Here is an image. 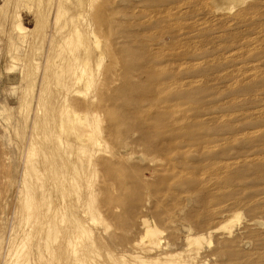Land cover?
Here are the masks:
<instances>
[{
  "label": "bare ground",
  "instance_id": "6f19581e",
  "mask_svg": "<svg viewBox=\"0 0 264 264\" xmlns=\"http://www.w3.org/2000/svg\"><path fill=\"white\" fill-rule=\"evenodd\" d=\"M20 1L22 2L24 9H26L29 13L35 14V25L31 28L25 27L22 24L21 15L19 13H14L15 22L12 24L11 32L17 34V36L19 37V39L21 38V40H29L30 38H32L34 42L36 40L35 43H40V45L43 44L42 41L45 40V34H47H44V30L46 31V28L48 30V27H50L52 29V33L50 36L51 38H49L50 43L48 44L47 54L43 61V69L39 75V95L37 103L34 107V115H32L34 117L30 128L31 132L28 136V143L26 145L27 149L25 150L26 152H24V167L21 174V181L17 188L18 191L16 201L18 205L13 206L15 216L16 218H18V223L16 226L17 230L15 234L11 236V238H9L7 243V261L8 264H101L96 247L97 242L95 243L89 223H100L98 221L102 219L100 218L101 210H99L98 208L99 205L96 206V204L98 203L99 199H101L102 204L104 205L103 202H105V200L112 198V193L114 190V185L112 183H107L104 180L109 175L117 176L118 174L120 176L121 171L117 169H121L119 166L122 163H127L129 164V166L131 164H139L140 166H144L146 163H151L154 166L153 172L157 174L158 181L162 183H170L171 181L177 184H180V182L182 183L188 181L189 183L191 180L197 177V172L210 170L211 168H213V166L220 167V165L222 164L221 160L215 162L209 161V159L211 158L207 157L206 154H204L205 158H200V156H203L201 154L202 152L208 150H217V148H222L223 146L225 147L226 144H233L238 140V138L235 136L236 138L234 137L230 140L229 138H210L204 135V130L207 131L210 126H213L214 128L217 125L220 126L222 121V118L216 117L218 115H211V112L209 110V117L201 118L200 115V118H195L197 119L196 121L190 119L189 117H182L184 116V113L182 112L180 114V101H182L180 100V84L182 82H180L179 26L175 24L173 25L171 23L173 25L171 27V30L167 27V31H165L166 28H164V30L161 29V32H164L163 34L159 33L160 30H158V32H153L155 34L158 33V35L160 34L159 37L157 35L158 38L155 40V44H148L151 41H148L150 39H146L148 42L147 45H143V48H146V51H148L149 53L147 57L144 56L146 57V60L144 61L146 62L145 66L143 65L145 68H143V70L139 72L140 74L138 73L139 75L136 76V78H133V80L137 84L148 82L146 80H148L150 77H155L154 80H156L152 83L150 82L149 87L143 91L144 94L142 93V95L140 94L139 98L137 97L138 100H136L134 97V99H131L129 97L130 92L128 91V89H126L127 87H125L127 83L124 84V80H126V78L123 79L122 84L118 80H115L113 78L114 76L112 77L115 81L110 83H112L111 86H115V89L113 91V94H115V96L111 95L108 99L105 98L106 100H108L109 104L107 103L108 105H104L103 108L105 114H109L108 117L104 115L108 118L107 122L99 112L102 108L100 105H102L101 103L104 102V99L102 97V88L104 87L103 89H105L106 87H102V85H104L103 76H107L108 74H111L113 72L112 70L115 66V63L111 65V62L109 61L110 59L113 60V56L110 54L111 52L109 53V42L104 37V35L101 34L100 23L102 22V19H104V12L100 0H54L53 7L48 6L53 0ZM148 1L149 0H147V2ZM152 1H150V3ZM170 1L172 2V0ZM180 1L183 2L182 0H179V2ZM141 2L143 3L144 1ZM154 2H156V0H154ZM157 2L159 1L157 0ZM171 2H167V4H170ZM179 2L177 4H179ZM200 2L205 4V7H210L211 12L214 14L233 13V17L231 15L233 20L232 22H235V24H245L244 27L246 26V23H252L254 21L253 19L259 13H264V0H200ZM106 3H108L107 0ZM154 4L153 7L156 8ZM164 4L166 3H163V5ZM151 5H149V8L151 7ZM174 7L176 9V6ZM159 8H162V6ZM168 8L169 7H167V9ZM163 10L164 9H157V12ZM172 10V8L171 11L167 10L168 12H166V14H164L163 16H161L160 13L161 17L158 16L156 21L163 22L162 20H164L166 23H169L170 21L173 22L174 20L177 21V19L179 20L182 18H178L180 15L179 8H177V11ZM144 12L146 13V10ZM152 12L150 13L152 14ZM198 12L200 11L198 10ZM138 13L139 11H137L136 14ZM49 16L53 18L52 22L49 21ZM143 16L144 15H142V18ZM145 18L146 17L144 16V19ZM152 19L153 18L150 17L146 22L143 20L144 22L142 21V24L144 26L142 25L140 27L144 28L149 22L152 23ZM158 22L155 23L156 25L158 24V26H160V22ZM177 22L179 24V21ZM252 24L253 26H256L255 23ZM252 24H250L249 27ZM193 26L195 28V25ZM218 28L220 29V27ZM231 29H234L233 26ZM143 30L145 32L147 28L142 29V31ZM214 30H217V28ZM247 30H249V28ZM151 33L152 32H150V34ZM166 33H175L173 34L174 36L171 39L173 42L171 48L173 50L169 46V49H167H171L172 53L170 54V58H168L169 55H164L162 48L164 46L161 47V45L164 43L163 37L166 35ZM201 33H203V31H201ZM263 33L264 27L260 26L258 28H255L254 37H252V39L245 37L239 38V36L237 39H234V45L236 44L235 47L237 48L234 49L236 51H239L238 53L244 51L247 53L259 51L262 46H264L261 40L264 38H260ZM135 34L137 35V32H135ZM222 34L224 36V33ZM230 34L232 33H229V35ZM146 36L145 38H149V36ZM218 36L220 38L221 35ZM154 37L155 36L153 35V38ZM227 37L229 36L227 35ZM231 37L229 38L233 41ZM140 39L138 40L140 41ZM12 45L10 46L11 48ZM40 45L38 44V46ZM232 46L233 45L229 46L228 48L232 50ZM30 47L31 45L28 48ZM28 50L30 51L31 49ZM235 50H233V52ZM15 55L13 56L14 62L21 63V60L25 59V56L21 58L18 54ZM231 55L232 54L227 57L229 58L231 57ZM253 56L255 57L256 54H254ZM144 57L143 59H145ZM234 57L238 58V55ZM137 58L138 57H136V59ZM107 60L110 65L107 64ZM165 61H167V63L172 66L171 70L170 67L168 68V64L165 65ZM14 62L12 64H14ZM113 62L115 61L113 60ZM28 64L29 61L26 65H24V68H22L21 71L22 74L25 75L24 77L26 79L30 78L31 75L33 76L35 70L39 69L40 66L38 62H36L34 66L31 67ZM230 64H232V62ZM243 67H245V69L242 68L244 69L243 74L255 72L258 68L257 66V68L255 66H251L250 63L244 64ZM7 72L8 74L14 73L15 67L12 69L9 68ZM21 72L19 73L20 76ZM256 78H258V74ZM113 79L110 78V81ZM131 79L128 78L127 80L129 81ZM214 80L216 79L214 78ZM34 82L31 81L28 83V86L25 90L26 96L24 95L22 96V98L20 97L21 100L19 101V110L26 112V120L30 118L29 112L31 111L30 106ZM209 82L211 81L209 80ZM110 83L107 84L110 85ZM235 83L233 82V84ZM146 85L148 86V84ZM237 85H239V83ZM220 88H222V86ZM109 89H111V87ZM104 92L106 91H103V93ZM110 92L112 93V91ZM107 93L103 95L106 96L108 95ZM27 97H29V99ZM183 100L189 101L186 99ZM260 100H263V98ZM262 102L264 103V101ZM96 105H98L97 108L101 107L99 111L94 109ZM78 106L82 109L77 108ZM129 107H131L130 112L129 110H127V108ZM119 108L121 109V111L119 110ZM122 108H124L125 110V112L123 111V114L120 113L122 112ZM117 110H119L120 112L118 113ZM115 112H117L119 115L117 116ZM114 116H116L117 118ZM202 117L205 116L202 115ZM126 119H130L132 121L133 119H135V122H137L136 127L142 126V128L144 127V129L137 131V133L133 132L132 134L126 132L118 140L116 139L119 144V149L118 151H115L114 149L116 146L114 145L115 147H111L110 144V139L112 137L111 135L112 133H114V129L118 128L119 130L121 122L125 121ZM135 124L136 123H134L133 125ZM129 126H131V124ZM133 128L134 127H132V130ZM262 129H264V127ZM262 129L254 130L249 134L247 133L241 135V137L248 138L249 136L252 139L256 140L261 136L260 130ZM136 130H138V128ZM137 135L138 137L140 136V139H142L145 143H147V139L151 141V139L154 138L156 142H154L151 147L153 151L152 155L156 153V155L159 156L156 158H152L151 154L147 155L143 154L142 152L138 153L134 152V150H130L131 146L136 144L135 139ZM149 140L148 143L150 142ZM248 153L249 155H246V157H242L241 159H235L233 157L234 159L226 165L235 166L240 162L241 166H248L247 168L264 167V143L260 146L251 148ZM149 156H151V158H149ZM228 160L230 161V159ZM260 175H262V173ZM104 177L105 179H103ZM216 178L214 180L208 179L202 182H204L203 184L206 186H214L216 184L218 185L217 188L219 189H224L225 187H227L223 185L224 182H219L218 177ZM166 183L165 185H168ZM201 186L203 187V185ZM232 196L233 195L231 194L220 196L219 194L216 195L215 193H207L205 205L208 206V208L213 206L215 207L213 209H208L205 217L209 221V224L211 220H216L217 223H215V225L211 223L213 226H207V223L206 228L200 229L192 228L191 225L185 222V214L187 208H190L189 206H192L193 198L191 196H186L184 198L182 203L183 205L180 207V209H178L180 213V231H184V233H182L183 242L185 245L184 247H186L184 250L170 251L169 243L171 241L168 242V238L163 239L165 236L162 238V234L164 233L160 228L157 227V224H155V222L147 216L142 215L141 217L138 216L139 228H135V237L126 242L123 247L118 245V247H122L120 255L118 257L115 256V254L114 256L108 254L106 260H109L113 264H223V262L225 261L227 262V264H264V242H261L263 244H257V246H259L260 248L254 251V245L251 240L241 238L238 242V246L235 242V237L238 236L234 235V226L236 224H239L242 219V212H239V209L237 207H245L247 211L253 214L264 213V197H262L263 200H261V198H258L256 200L252 199L249 203H246L244 199L241 200L240 197ZM227 201H231L230 204H226L225 202ZM231 204H234V206H231L232 209L230 210L228 209V206H230ZM145 206H143V208H146ZM174 219L177 220L178 218L175 216V214H172L171 216H169L167 221L168 223H170V225H173ZM103 222L104 221H102V223ZM175 234L176 233H174V235L172 236L176 238ZM178 235L180 234L178 233ZM169 238H171V240L174 239L171 236ZM179 241L177 243L181 242ZM171 243H174L175 245V242ZM204 245L207 246V250L203 249ZM238 247L239 249H241L240 251L236 250L238 249ZM47 258H49V260H47Z\"/></svg>",
  "mask_w": 264,
  "mask_h": 264
},
{
  "label": "rangeland",
  "instance_id": "374dc122",
  "mask_svg": "<svg viewBox=\"0 0 264 264\" xmlns=\"http://www.w3.org/2000/svg\"><path fill=\"white\" fill-rule=\"evenodd\" d=\"M19 1L20 0H8V1L7 0H0V7H1L0 8V264H8V261H7L8 244L7 243H8L9 238H11V236H13L17 230L16 226L18 223V218H16V216H15L13 206L18 205L17 201H16L17 200L16 196H17V191H18L17 188H18L19 183L21 181V174H22L23 167H24V160H23L24 155H25L24 152H26L25 150L27 149L26 145L28 143V136L31 132L30 128L32 125L33 117H34L32 115H34V110H35L34 107L37 103V99H38V95H39V91H38L39 87H40L39 86L40 85V76L39 75L43 69V61H44L45 56L47 54L48 44L50 43L49 38H51L50 36L52 33L51 32L52 29L50 27H48V30L46 28V31L44 30V34L47 33V34H45V40L42 41L43 44L40 45V43H35L36 40L34 42L32 38L29 39L30 41L26 40V39L21 40V38L19 39L17 34L11 32L12 24L15 22V14L16 13H19L21 15L22 24L25 27L31 28L35 25V21H36L35 20V14L29 13L26 9H24L22 2L20 1L21 2L20 3ZM141 1H144V2L142 3ZM150 1H152V0H149L148 2H147V0H112V1L107 0L108 3H106V0H100V3L103 6V12H104L103 13L104 19H102V22L100 23L101 34L104 35V37L109 42V49H110L109 53L111 52L110 54L113 56V60L115 62H113L112 59H110L109 61L111 62V65H113L115 63V66L113 67V70H112L114 72V74L112 72L111 74H108L107 76H103L104 77L103 78L104 85H102V87L103 86H106V87H105V89H103L104 87L102 88V97L104 99V102H102L101 103L102 105H100L102 108L101 107L97 108L98 105H96L94 109L99 111L101 108V110L99 112L102 114V117L105 118V119L104 118L103 119L108 122L107 117L109 114L106 115L103 108H104V105L109 104L108 100H106V99H108L111 95L115 96V94H113L115 86H111L112 83H110V82H113L115 80H118L120 83H122L124 78H126V80H127L128 78L131 79V77H132V79L129 80L130 82L128 80L127 81L124 80V84L127 83L125 85V87H127L126 89H128V91L130 92L129 97L131 99L135 98L136 100H138L140 94L141 95H142V93L144 94L143 91L149 87L150 82L152 83L156 79L154 80L155 77H152V78L150 77L148 80H146L148 82L142 83V84L141 83L137 84L133 80V78H136V76H138L140 74L139 72L142 71L143 68H145L144 66H145L146 62H144V61L146 60V57L148 56L149 52L146 51L147 50L146 48H143V45H145V44L147 45L148 41H151L148 44H150V43L155 44V40L160 36V34L158 35V33L155 34L153 32H158V30H160L159 33H162L161 29L164 30V28H166L165 31H167L168 28L171 30V27L175 24V25L179 26V28H180V34H179V39H180L179 40L180 41V82H182L180 84L181 85L180 86V89H181L180 90V100H182V101H180V114L182 112V113H184V116H182V117H189L190 119L196 121L197 120V119H195L196 117H198V118L209 117V115H210V113L208 112V110H209L211 112V115H213V116L218 115L216 117L222 118L221 119L222 121L220 120L221 121L220 126L217 125V126H215V128L213 126H210L207 129V131L204 130V135H206L210 138H215V137L229 138L230 140L236 136L238 138V140L236 142H234L233 144H230V145L226 144L225 147L223 146L224 148L222 147V148H217V150H213V151L208 150V151L202 152L201 154L203 156H200V158L204 157L205 156L204 154H206L207 157L211 158V159H209V161L215 162V161L221 160L222 164L223 163L224 164L223 165L221 164L220 167L218 166L219 168L217 166H213V168H211L212 171L210 169V170H205L202 172H200V171L197 172V174H198V175L196 174L197 177L194 178L193 180H191L189 183L187 181V182H182L183 184L181 182H180V184L179 183L177 184L175 182L170 181V183L165 182L166 184H168V185H165V183L158 181L157 174L153 172L154 166L151 163L150 164L146 163L144 165L145 167L142 165L140 166L139 164H131L129 166V164H127V163H125V164L122 163L123 165L121 164L119 166L121 169H119V168L117 169V170L121 171L120 176L118 174H117V176L116 175H109V176L106 175V176H108L107 178L109 180L107 178L105 179V177H104L103 178V179H105L104 181L107 183H112L114 185V190L112 193L113 196L111 199L105 200V202H103L104 205L102 204V200L99 199V201H98L99 204L97 203L96 206L99 205L101 207V209H100V207L98 206L99 210H101V212H100L101 217L100 218H102V219L100 221H98L100 223H97V222L96 223H91V222L89 223L90 229L93 233L95 243L97 242L96 247H97V252L99 254V257H100L99 260H100L101 264H113L109 260H106L107 255L110 254V255L114 256V254H115V256H117V257L120 255L121 248L123 247V245L126 242L133 239V237H135V235H134L135 234V228H139L138 227L139 226V217L138 216L141 217L142 215L147 216L152 221H154L155 224H157V227L160 228L164 233V234H162V238L165 236L163 239L168 238L167 239L168 242L169 241L175 242V245H174V243H171V242L169 243L170 244V248H169L170 251H182V250H184L186 248V247H184L185 245H184L183 236H182V233H184V231L183 230L180 231V213H179L178 209H180V207L183 205L182 203H183V200L186 196H191L193 198L192 200H193V203L195 205L192 203L193 207L189 206L190 208H187V211L185 214V222L188 223L189 225H191L192 228H198V229L206 228L207 223H208L207 226H210V225L213 226L212 224L215 225V223H217L216 220H213V221L211 220L210 224H209V221L205 217L207 210L210 208L213 209L215 207V206H213V207L208 208V206L205 205V201H206V197H207L208 192H210L211 194L215 193L216 195L219 194L220 196L231 194V195H233L232 197L236 196V197H240L241 200L244 199L246 203H249L252 199L256 200L258 198H261V200H263L262 197H264V177H263L264 167L263 168L262 167H259V168L258 167H249V168H247L248 166H241L240 162L237 163L235 166H230V165L227 166L226 165L227 163H230L234 158L235 159H241L242 157L243 158L246 157V155H249L248 151L251 148L256 147V146H260L264 143V133H263L264 129H262L264 127V124H263L264 123V103L262 102V101H264V75H263L264 74V51H263L264 46H262V48L257 52L253 51V53H250V52L247 53L244 51V52L238 53L239 51L235 50V49H237L235 47L236 44L234 45V41H235L234 39H237L239 36H240L239 38L245 37V38L252 39V37H254L255 28L256 27L258 28L260 26L264 27L263 26L264 25V17H260V16H264V13H259L253 19L254 21L252 23L256 24V26L254 25L255 27L253 26L252 23H246V26L248 25L247 27L246 26L244 27L245 24H237L236 23L238 25V27H237L235 22H232L233 21L232 20L233 13L232 14H226V13L225 14L224 13L223 14L222 13L214 14L211 12V8L210 7L207 8V6L205 7V4L200 2V0H196V1L195 0H191V1L190 0H182L183 2H181V1L179 2V0H172V2L170 0L169 1L164 0L165 2L158 0L159 2H157V0H156L157 3L154 2V0L151 3H150ZM166 1L171 2V3L167 4ZM18 2H19V4H18ZM139 2L142 4H140ZM178 2H179V4H177ZM51 3L48 6L53 7L54 0ZM163 3H166V4L163 5ZM189 3H191L192 5ZM117 4H118V6H117ZM143 4H145V5H143ZM146 4L148 7L146 6ZM153 4L156 8L153 7ZM157 4H158V7H157ZM196 4H197V6H196ZM149 5H151L152 8L151 7L149 8ZM161 6H162V8H159ZM174 6H176V9ZM167 7H169V8L167 9ZM171 8L173 9L172 11H177V8H179L180 15L178 18L182 17L179 20L177 19V21H179V24L175 20L173 22L170 21L169 23L168 22L166 23L164 20H162L165 23L159 21L160 26H158V24L156 25V23L158 22V21H156L158 16L159 17L163 16L164 14H166V12L171 11ZM154 9H155V12H157V9L158 10L164 9L165 11L163 10L160 12L158 11L159 13L158 12L155 13ZM141 10L142 11L146 10V13L144 11L142 12ZM147 10L150 12L153 11L156 16L153 14V12L151 14ZM190 10H192V11H190ZM198 10L200 12H198ZM137 11H139L138 14H136ZM194 12H196V13H194ZM147 13H149L150 15ZM160 13H161V16H160ZM112 14L114 15V17ZM201 14H203V15H201ZM142 15H144L146 18L144 19V16L142 18ZM153 15L155 18L153 17ZM231 15H232V17H231ZM129 16H132V17H129ZM139 16H141V17H139ZM147 16H149V17H147ZM150 17L153 18L152 23L149 22L144 28L140 27L143 25L142 21L144 20L146 22L147 20H149ZM52 20H53V18L51 16H49V21L52 22ZM104 20H105V22H104ZM226 21H227V23H226ZM119 24H121L122 26ZM233 24L236 26H234ZM250 24H252V25L249 27ZM138 25H139L140 29H139ZM161 25L163 26V28ZM193 25H195V28ZM225 25L228 27H226ZM164 26H166V27H164ZM232 26L234 29H231ZM154 27H155V29H154ZM218 27H220V29ZM235 27L237 30L235 29ZM131 28H132V30H131ZM146 28H147V30L145 32H144V30L142 31V29H146ZM149 28H151V29H149ZM216 28H217V30H214ZM248 28H249V30H247ZM186 29H187V31H186ZM233 30H235V31H233ZM148 31L152 32L151 33L152 35ZM201 31H203V33H201ZM135 32H137V35L135 34ZM208 32H210V33H208ZM142 33H144V34H142ZM169 33L168 34L166 33V35L163 37V40H164L163 42L165 43L166 46L164 45V43L161 45V47L162 46L166 47V48H164V47H162V48H163L164 55H169L168 58L171 57L170 56V54L172 53L171 52V49H172L171 46L173 43L171 39L174 36L173 34H175V33H171L172 34L171 35ZM222 33H224V36ZM226 33L229 37L232 36L231 39H233V41L230 40L229 37H227ZM229 33H232L234 35H232V34L229 35ZM138 35H141V36H138ZM146 35L149 36V38H145ZM153 35L156 37V38L154 37L155 39L153 38ZM157 35H158V37H157ZM218 35H221L220 38ZM140 37H141V39H140ZM214 37H217V38H214ZM260 38H264V33L260 36ZM138 39H140V41ZM146 39L147 40L150 39V40L147 41ZM151 39H153V40H151ZM261 40H262V44L264 45V39H261ZM12 43H13V45H12ZM124 43H126V44H124ZM32 44H34V45H32ZM38 44L40 46H38ZM11 45H12V48L10 47ZM22 45H23V47H22ZM30 45H31V47L28 48ZM231 45H233L231 48L232 50H230L228 48ZM168 46L171 48L170 50H167V49H169ZM211 46H214V47H211ZM126 47H127V50H126ZM28 49H31V50L29 51ZM37 49H39V50H37ZM41 50H42V52H41ZM132 50H133V52H132ZM233 50H235V51L233 52ZM27 53H29V54H27ZM233 53L238 55V58L234 57L236 55H234ZM15 54H18L21 58L23 56H25L24 57L25 59L21 60V63L20 62H14L13 56ZM230 54H232V55H231V57L228 58L227 56H230ZM254 54H256L255 57L253 56ZM257 54H259V55H257ZM260 54H261V56H260ZM131 56H133V57H131ZM144 56H146V57H144ZM130 57L132 60L130 59ZM136 57H138V58L136 59ZM143 57L145 59H143ZM232 57H233V59H232ZM28 61H29L28 65L30 67L34 66V64L36 62H38V64L40 65V66L38 65L39 69L35 70V73L33 74V76L31 75L32 79H31V76H30V78L26 79L24 77L25 75L22 74V72H21L22 68H24V65H26L28 63ZM142 61H143V63H142ZM13 62H14V64H12ZM134 62H135V64H134ZM140 62H141V64H140ZM229 62L230 63L232 62V64H230ZM31 63H33V64H31ZM248 63H250L251 66H255V67L257 66L258 67V68L256 67L257 71L243 74V71L245 69V67H243V65L248 64ZM107 64L110 65L108 60H107ZM166 64H168L167 61H165V65ZM167 66H168V68L170 67V70H171L172 66L169 64ZM167 66H165V67H167ZM8 67L10 69L15 67V72L12 74H8V72H7L9 69ZM168 68H166V69H168ZM240 68H241V70H240ZM242 68H244V69H242ZM235 69H237V70H235ZM20 72H21V76L19 74ZM124 74H125V77H124ZM257 74H258V78H256ZM110 75H111V77H110ZM120 75H121V77H120ZM118 76H119V78H118ZM110 78L113 80L110 81ZM214 78L216 80H214ZM23 80H25V81H23ZM28 80H29V82H31V81H33V82L35 81V82L33 84V91H32V99H31V106H30L31 111L29 112L30 118L26 120L25 119L26 118V112L19 110V103H20L19 101L21 100L22 96H24V95L26 96L25 90H26L28 83H29ZM149 80H151V81H149ZM209 80L211 82H209ZM233 82L234 83L236 82V83L233 84ZM107 83H110V85H108ZM238 83H239V85H237ZM146 84H148V86ZM231 85L234 87H232ZM109 86L111 87V89H109L110 88ZM130 86H132V87H130ZM221 86H222V88H220ZM129 87H130V89H129ZM199 87H200V89H199ZM106 88H107V90H106ZM109 90L112 91V93ZM103 91H106V92L103 93ZM107 92H109V93H107ZM106 93L108 94V95H106L108 97L103 95ZM201 95H203V96H201ZM27 98L29 99V97H27ZM249 98H251V99H249ZM262 98H263V100H260ZM183 99H186L189 101H184ZM194 103H196V104H194ZM77 108H79V106ZM130 108L131 107L127 108V110H129V112L131 111ZM192 108H194V109H192ZM79 109H82V108L80 107ZM119 110L121 111L120 108H119ZM119 110H117L118 113L120 112ZM123 111L125 112L124 108H122V112H120V113L123 114L124 113ZM103 112H104V114H103ZM117 112H115V113L118 116L119 114ZM202 112H203V114H202ZM104 115L107 117H105ZM202 115L205 117H202ZM114 117H116V116H114ZM116 118H114V119H116ZM109 120H110V118H109ZM130 121H131V123H130ZM133 121L130 119L129 120L126 119L125 121H122L123 123L121 122V125L119 124L120 125L119 130H118V128L113 130L114 133H112V135H111L112 137L110 139V144H111V147H113L114 145L116 146V147L114 146L115 151H118V149H119V144H118V141H116V139L118 140L126 132L132 134L133 132L137 133V131L144 129V127L142 128V126L136 127L137 122H135L136 121L135 119H133ZM134 123H136V124L133 125ZM130 124H131V126H129ZM222 125H224V126H222ZM132 127H134L133 130H132ZM123 128H125V129H123ZM137 128H138V130H136ZM209 129H211V130H209ZM258 129H262V130H260L261 136L259 138H257L256 140L252 139L249 136H248V138L241 137V135H244L247 133L249 134L250 132H252L254 130H258ZM206 132H207V134H206ZM137 137H138V135L136 136V139H135L136 144L132 145L131 146L132 149L130 148V150H132V151L134 150V152H138V153L142 152L143 154H147V155L151 154L152 158H154V157L156 158L159 156V155H156V153H154V155H152L153 151H152L151 147H152L153 143L156 142L154 140V138H152L151 141L149 139H147V143H148V140L150 141L147 144L142 139H140V136L138 138ZM261 137H263V138H261ZM137 140H138V142L139 141H141V142L138 143ZM237 146H239V147H237ZM141 150H144V151L146 150V151L144 152ZM209 152L210 153L212 152V153L210 154ZM151 156H149V158H151ZM228 159H230V161ZM226 161H228V162H226ZM22 163H23V165H22ZM208 171H210V172H208ZM220 173H221V175H220ZM261 173H262V175H260ZM215 176L219 178L218 180H219V182L221 181L220 183L224 182L223 185L227 186V187H225L224 189L220 188L221 189L220 190L219 188H217L218 185H216V184H215L216 186L215 185L214 186H211V185L206 186L203 184L204 182H202V181H206L208 179L214 180L216 178ZM201 185H203V187ZM219 190H220V193H219ZM150 192L153 194V196ZM15 193H16V195H15ZM230 202L227 201L225 203L230 204ZM156 204H158V205H156ZM107 205H108V207H107ZM174 205H176V206H174ZM143 206H145L146 208H143ZM231 206H234V204H231L230 206H228L229 207L228 209L231 210L232 209ZM237 208L239 209V212H242V219H241L239 224H236L234 226V230H235L234 235L238 236V237H235V242L238 245V242L241 238L251 240L253 245H254L253 249H255L254 251H256L260 248L259 246H257V244H263L261 242H264V213H261V214L254 213L253 214V213H250L249 211H247V209L245 207H237ZM172 214H175V216L178 219L177 220L174 219L173 225L172 224L170 225V223H168L167 220H168L169 216H171ZM102 221H104L103 223L106 226L102 223ZM258 221H260V222H258ZM104 227H106V228H104ZM132 228H134V229H132ZM171 229H172V231H171ZM174 233H176L175 234L176 238L174 236H172V235H174ZM178 233L180 235H178ZM169 235L174 239L171 240V238H169L170 237ZM178 241L180 243H177ZM178 244L179 245L181 244V245L179 246ZM118 245L122 246V247H118ZM234 246H235V244H234ZM203 249L207 250V246L204 245ZM236 250L240 251L241 249H239V247H238V249H236ZM102 255H106V256H102ZM101 258H102V260H101ZM47 260H49V258H47ZM102 262H104V263H102ZM224 263L227 264L226 261L223 262V264ZM228 264H230V263H228Z\"/></svg>",
  "mask_w": 264,
  "mask_h": 264
}]
</instances>
